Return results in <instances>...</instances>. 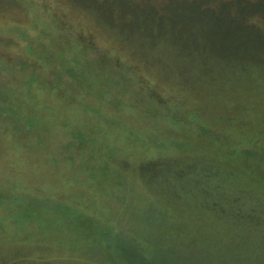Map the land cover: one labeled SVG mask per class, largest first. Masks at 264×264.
Instances as JSON below:
<instances>
[{
  "label": "rangeland",
  "instance_id": "374dc122",
  "mask_svg": "<svg viewBox=\"0 0 264 264\" xmlns=\"http://www.w3.org/2000/svg\"><path fill=\"white\" fill-rule=\"evenodd\" d=\"M196 1L0 0V264H264V15Z\"/></svg>",
  "mask_w": 264,
  "mask_h": 264
},
{
  "label": "trees",
  "instance_id": "16d2710c",
  "mask_svg": "<svg viewBox=\"0 0 264 264\" xmlns=\"http://www.w3.org/2000/svg\"><path fill=\"white\" fill-rule=\"evenodd\" d=\"M203 1L204 0H202V2L200 0H197L196 2H190V4H186V5L194 4V6L197 7V9H198L199 12H201L203 14L204 13H208V12L211 13V14H213V12H215L213 15L216 14V9H218L219 7H221L220 13L218 15L219 16L218 19L220 21H224L223 23L225 25L226 24L230 25L231 24L230 21H234V20H232V17H235L236 15L235 14H232L231 15L232 17L229 16L230 15L229 11H231L230 8L234 4L232 0H227L226 2H222L220 4H218L216 1H211L210 4L208 2H206V1H204V2ZM249 2L251 3V5L253 4V6H256V8H258L259 10H261L262 14L264 15V3L261 0H257V1L256 0L255 1L252 0V1H248V3ZM175 6H176V4L173 6V11H171V13L173 12L176 15L177 19L178 18L180 19L183 16H182V14L180 13V11L178 9H176V8L174 9ZM242 6H245V3H242ZM184 10H186L185 7L182 10V13H184V15H187L188 12H186ZM176 17L174 16V18H176ZM231 26H233V25L231 24ZM170 106H171V104H170ZM170 111L174 115V111H176V110L175 109H171ZM204 175H205V173H204ZM209 178L210 177H208V179Z\"/></svg>",
  "mask_w": 264,
  "mask_h": 264
}]
</instances>
